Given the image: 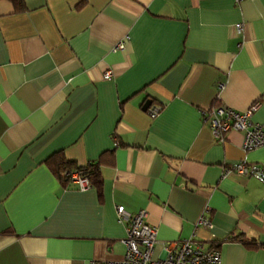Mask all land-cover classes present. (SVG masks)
Segmentation results:
<instances>
[{
  "label": "crops",
  "instance_id": "crops-1",
  "mask_svg": "<svg viewBox=\"0 0 264 264\" xmlns=\"http://www.w3.org/2000/svg\"><path fill=\"white\" fill-rule=\"evenodd\" d=\"M254 101L264 127V0H0V264H121L117 205L160 242L264 264V179L223 177L241 161L264 174V146L208 120ZM59 152L96 163L101 187L64 185Z\"/></svg>",
  "mask_w": 264,
  "mask_h": 264
},
{
  "label": "built area",
  "instance_id": "built-area-1",
  "mask_svg": "<svg viewBox=\"0 0 264 264\" xmlns=\"http://www.w3.org/2000/svg\"><path fill=\"white\" fill-rule=\"evenodd\" d=\"M237 29L239 32L242 31L243 23H238ZM122 47L124 45L120 42L115 48L120 49ZM112 76L111 69L103 73L104 78H111ZM258 107L259 101H254L245 111H237L231 107L218 104L210 109L208 120L215 135L221 139L227 131H243L244 150H254L264 146L263 124L252 121V116ZM147 110L152 117H155L160 112L161 107L154 105ZM233 171L261 180L264 179L263 171L257 164L241 161L229 167L225 166L223 177ZM69 174L72 183H76L78 188L85 190L91 187L87 177H83L77 172H69ZM116 211L118 219L125 222L127 232L124 239L126 252L121 264H220V251L217 248L204 249L200 243L195 241L194 236L180 241L160 242L157 238V228L148 223L145 210L132 213L124 205H117ZM196 226L212 228L213 222L204 214L197 220ZM158 243L162 245L163 254L156 256L155 248Z\"/></svg>",
  "mask_w": 264,
  "mask_h": 264
},
{
  "label": "trees",
  "instance_id": "trees-1",
  "mask_svg": "<svg viewBox=\"0 0 264 264\" xmlns=\"http://www.w3.org/2000/svg\"><path fill=\"white\" fill-rule=\"evenodd\" d=\"M11 1L16 11H20L24 8V0H9ZM54 173L57 177L61 180L64 185H68L72 183L71 175L69 172H77L79 175L83 177H87L89 183L92 186L101 187V177H100V170L96 163H89L86 165H78L74 161L69 160L63 156V153L59 152L55 161L52 162ZM230 237H226L223 239L224 241L229 240ZM218 245L220 241L217 242Z\"/></svg>",
  "mask_w": 264,
  "mask_h": 264
},
{
  "label": "water",
  "instance_id": "water-1",
  "mask_svg": "<svg viewBox=\"0 0 264 264\" xmlns=\"http://www.w3.org/2000/svg\"><path fill=\"white\" fill-rule=\"evenodd\" d=\"M147 105H148V102H147V104L145 105V108H147Z\"/></svg>",
  "mask_w": 264,
  "mask_h": 264
}]
</instances>
